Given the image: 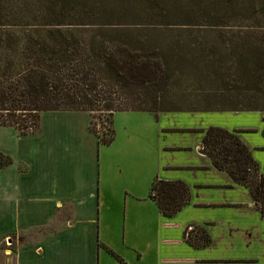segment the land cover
Masks as SVG:
<instances>
[{"label":"trees","instance_id":"16d2710c","mask_svg":"<svg viewBox=\"0 0 264 264\" xmlns=\"http://www.w3.org/2000/svg\"><path fill=\"white\" fill-rule=\"evenodd\" d=\"M234 27L264 29V0H0V126L26 136L44 112H85L108 145L119 111H264V33ZM201 152L264 217V169L236 133L208 127ZM9 163L0 153V167ZM189 194L156 180L149 196L171 216ZM185 236L209 242L202 227Z\"/></svg>","mask_w":264,"mask_h":264},{"label":"crops","instance_id":"0c3cea01","mask_svg":"<svg viewBox=\"0 0 264 264\" xmlns=\"http://www.w3.org/2000/svg\"><path fill=\"white\" fill-rule=\"evenodd\" d=\"M218 113L264 121V111L159 112L151 155L139 158L126 151L120 162L125 171L116 175L108 170L112 161L99 158L100 146L113 142L114 129L112 142L102 144L89 131L85 112H44L39 130L26 136L0 126V153L11 159L0 167V241L60 225L15 251L0 248V264H119L108 250L125 264H264V217L248 189L201 152L204 131L212 126L235 132L261 169L264 156L255 153L247 135L251 127L205 122V116ZM182 116L193 122L178 123ZM163 117L174 121L163 126ZM156 180L184 182L189 202L163 215L149 196ZM206 189H212L208 200ZM146 198L155 207L143 215ZM117 202L126 220L122 245L103 235L102 223L106 231L110 224L99 217L102 208L109 212ZM129 214L134 225L127 226ZM195 226L205 229L207 245L186 241Z\"/></svg>","mask_w":264,"mask_h":264},{"label":"rangeland","instance_id":"374dc122","mask_svg":"<svg viewBox=\"0 0 264 264\" xmlns=\"http://www.w3.org/2000/svg\"><path fill=\"white\" fill-rule=\"evenodd\" d=\"M232 32L235 31H253L256 34H263L264 29H258V27L245 29V28H236L234 27ZM211 38V37H210ZM183 117V116H182ZM205 122H210V120L215 124H231L232 125H244L250 128V132H248V137L250 138L252 146H257L255 149V153L258 155L264 156V121L260 120V116L254 118L250 114H242V115H220L213 114L209 116H205ZM90 119V118H89ZM166 117L161 119V124L166 126V124L173 123L174 119L166 122ZM159 116L156 118L155 115L145 112V111H119L115 112L112 116V126L114 129L115 137L110 146H100L99 158L102 155V161H112V166L108 167L110 173L116 175L119 173V170L124 166H121V157L122 155H126V151L132 155H136L139 158H145L151 155L153 146L156 144V128L159 123ZM178 123L181 122H193V120H187V118H179L176 119ZM93 122L96 124L95 130L98 134L106 135L108 134V125L105 124L104 120L93 119ZM167 135V137H169ZM168 140V138H167ZM163 142V139H162ZM7 156V155H6ZM9 157V156H8ZM114 159V160H113ZM19 169H23V165L19 164ZM114 189L119 192L117 187ZM207 194L204 195V199L208 200V196L210 194L209 189H206ZM149 201L147 198L141 200V202H146L144 205L147 208H143V215H148L149 209L154 210L155 205L147 203ZM150 205H152L150 207ZM208 211V209L204 210ZM126 214V213H125ZM128 214V213H127ZM106 217L110 227L109 231L105 230V225L102 223L103 235L108 234L111 238H117V244L122 245V239L124 236V222H126L124 218V206L122 203H115L110 211H105L103 208L100 212L99 217ZM132 218V217H131ZM130 218L127 220V226L129 221L132 225L133 221ZM60 225L54 223L50 228L46 229H38V230H29L24 233H20L19 235H11L0 241V248L6 247V249H10L15 251L18 246H22L27 242H31L37 238H40L42 235L52 232L53 230L58 229ZM123 247V251L126 252L125 246ZM120 250V249H119ZM131 254L130 252H128Z\"/></svg>","mask_w":264,"mask_h":264}]
</instances>
